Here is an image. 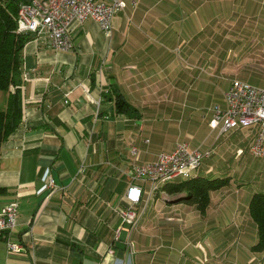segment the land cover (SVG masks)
Instances as JSON below:
<instances>
[{
  "label": "crops",
  "instance_id": "obj_1",
  "mask_svg": "<svg viewBox=\"0 0 264 264\" xmlns=\"http://www.w3.org/2000/svg\"><path fill=\"white\" fill-rule=\"evenodd\" d=\"M123 1L109 35L86 19L70 27L71 52L22 49V118L0 147V209H18L0 264H264L248 209L264 193L258 126L223 134L212 120L233 80L264 88V0ZM114 89L135 112L116 113ZM179 143L209 154L190 179L225 185L201 209L138 182L125 223L134 167Z\"/></svg>",
  "mask_w": 264,
  "mask_h": 264
},
{
  "label": "built area",
  "instance_id": "obj_2",
  "mask_svg": "<svg viewBox=\"0 0 264 264\" xmlns=\"http://www.w3.org/2000/svg\"><path fill=\"white\" fill-rule=\"evenodd\" d=\"M125 6L123 0H111L108 3L97 0H30L18 7L14 19L16 32L28 35L55 52H71L74 48L70 36L72 24L91 19L105 35H109L112 19ZM224 101V108H213V122L220 125L223 134L252 125L258 126L250 152L255 157H263L264 88L233 80L224 93ZM130 150L132 155H137L135 147ZM208 155L207 152L190 150L186 144L179 143L171 153H161L153 162L134 167L125 193L130 209L123 213V221L131 226L136 224L137 214L131 208L141 202L143 190L138 182L147 183L148 193L152 196L164 186L189 180ZM56 188L54 179L49 178L45 190L51 194ZM17 209L16 200H11L0 209L1 237L16 226ZM8 249L17 251L18 246L8 244Z\"/></svg>",
  "mask_w": 264,
  "mask_h": 264
},
{
  "label": "trees",
  "instance_id": "obj_3",
  "mask_svg": "<svg viewBox=\"0 0 264 264\" xmlns=\"http://www.w3.org/2000/svg\"><path fill=\"white\" fill-rule=\"evenodd\" d=\"M28 0H0V91L8 92L6 107L0 111V147L19 126L22 118L19 76L22 65V49L31 38L16 32L15 16L21 3ZM13 87V91H10ZM115 93L117 114H127L135 110L121 93ZM226 179H189L163 187L170 195H181L176 201L195 199L201 209L209 201V192L225 185ZM4 190L0 188V194ZM249 215L257 227L258 241L253 251H264V193L253 194L249 205Z\"/></svg>",
  "mask_w": 264,
  "mask_h": 264
}]
</instances>
